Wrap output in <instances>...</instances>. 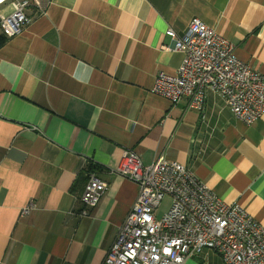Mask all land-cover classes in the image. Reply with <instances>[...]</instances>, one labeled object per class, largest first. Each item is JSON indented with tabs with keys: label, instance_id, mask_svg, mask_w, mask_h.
<instances>
[{
	"label": "crops",
	"instance_id": "0c3cea01",
	"mask_svg": "<svg viewBox=\"0 0 264 264\" xmlns=\"http://www.w3.org/2000/svg\"><path fill=\"white\" fill-rule=\"evenodd\" d=\"M31 3L0 47V264H104L139 194L113 173L125 150L179 163L264 227V115L247 126L214 91L200 112L152 92L185 60L166 32L194 18L264 75V0ZM91 173L107 184L94 209ZM185 264L223 263L207 249Z\"/></svg>",
	"mask_w": 264,
	"mask_h": 264
},
{
	"label": "built area",
	"instance_id": "2783aa9c",
	"mask_svg": "<svg viewBox=\"0 0 264 264\" xmlns=\"http://www.w3.org/2000/svg\"><path fill=\"white\" fill-rule=\"evenodd\" d=\"M31 2L0 0V35L7 41L32 23L27 13ZM166 35L175 50L185 52V60L177 76L161 73L156 78L154 94L172 104L187 97L189 108L200 112L211 90L223 97L243 124L251 126L261 119L264 75L241 61L229 40L198 18L182 37L172 29ZM113 173L138 185L139 194L104 264H185L207 249L219 254L223 264H264V227L240 205L221 201L184 166L165 157L144 165L135 151L125 150ZM106 190L104 181L89 174L81 198L85 208H96ZM168 197L169 209L158 218Z\"/></svg>",
	"mask_w": 264,
	"mask_h": 264
},
{
	"label": "rangeland",
	"instance_id": "374dc122",
	"mask_svg": "<svg viewBox=\"0 0 264 264\" xmlns=\"http://www.w3.org/2000/svg\"><path fill=\"white\" fill-rule=\"evenodd\" d=\"M169 206H170V198L168 197L164 200V202L159 207L157 214H156L157 217L161 218L163 214L169 209Z\"/></svg>",
	"mask_w": 264,
	"mask_h": 264
},
{
	"label": "trees",
	"instance_id": "16d2710c",
	"mask_svg": "<svg viewBox=\"0 0 264 264\" xmlns=\"http://www.w3.org/2000/svg\"><path fill=\"white\" fill-rule=\"evenodd\" d=\"M6 39L0 35V47H2L6 43Z\"/></svg>",
	"mask_w": 264,
	"mask_h": 264
}]
</instances>
